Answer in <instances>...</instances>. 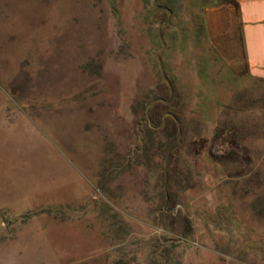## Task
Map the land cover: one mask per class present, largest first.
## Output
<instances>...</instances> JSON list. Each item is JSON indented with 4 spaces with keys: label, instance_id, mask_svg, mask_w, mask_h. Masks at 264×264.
Segmentation results:
<instances>
[{
    "label": "rangeland",
    "instance_id": "obj_1",
    "mask_svg": "<svg viewBox=\"0 0 264 264\" xmlns=\"http://www.w3.org/2000/svg\"><path fill=\"white\" fill-rule=\"evenodd\" d=\"M228 0H0V264H264V79L213 52Z\"/></svg>",
    "mask_w": 264,
    "mask_h": 264
},
{
    "label": "crops",
    "instance_id": "obj_2",
    "mask_svg": "<svg viewBox=\"0 0 264 264\" xmlns=\"http://www.w3.org/2000/svg\"><path fill=\"white\" fill-rule=\"evenodd\" d=\"M206 37L237 74L264 79V0H228L205 12Z\"/></svg>",
    "mask_w": 264,
    "mask_h": 264
}]
</instances>
